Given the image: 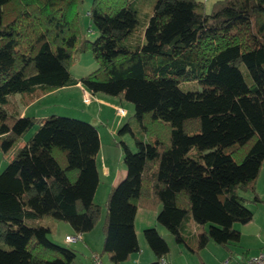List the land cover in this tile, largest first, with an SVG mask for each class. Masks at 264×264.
<instances>
[{
    "label": "trees",
    "instance_id": "16d2710c",
    "mask_svg": "<svg viewBox=\"0 0 264 264\" xmlns=\"http://www.w3.org/2000/svg\"><path fill=\"white\" fill-rule=\"evenodd\" d=\"M83 1L0 0V149L13 153L0 172V242L8 246L0 264H71L75 253L51 242L41 220L66 222L82 239L101 217L96 127L49 115L19 146L37 120L6 105L11 94L25 106L76 83L77 52L97 63L78 80L87 92L134 106L117 133L130 134L136 151L120 142L126 172L107 195L96 254L121 264L139 252L137 208L157 210L178 243L189 219L208 227L198 248L210 238L239 241L234 224L253 218L239 193L259 201L264 162V0H216L209 12L203 0H154L137 36L141 0H92L94 40L80 25ZM191 82L201 89L180 88ZM143 235L155 256L149 264H160L166 241L155 228Z\"/></svg>",
    "mask_w": 264,
    "mask_h": 264
},
{
    "label": "rangeland",
    "instance_id": "374dc122",
    "mask_svg": "<svg viewBox=\"0 0 264 264\" xmlns=\"http://www.w3.org/2000/svg\"><path fill=\"white\" fill-rule=\"evenodd\" d=\"M205 2L206 11L209 12L212 4L216 0H203ZM92 0H84L79 7V20L83 33L90 40H94L97 36V31L90 25L88 11ZM154 0H141L138 10V24L135 29V35H142L144 26L148 17L152 13ZM97 67V63L93 59L90 52L75 53L73 64L70 66V73L74 78L79 79L90 73ZM180 88L183 91L200 90L201 86L198 83H181ZM19 93L8 96L7 106H12L17 102ZM85 96L89 97V101L85 102ZM96 97L105 101H110L117 104L114 108L109 105L101 104L95 100L91 94H84L78 88H69L55 91L49 94L40 102L32 105L30 113L37 120L33 127L20 140L19 146L24 145L30 135L38 128L41 118L49 115L62 116L73 118L93 124L99 136V150L95 156V164L98 171V185L94 193L93 200L101 207V217L95 227L87 233L89 242L87 246H79L81 241L76 243L66 244L64 242V229H70L75 235L71 226L66 222L52 220L50 217H44L41 224L51 226L48 233V239L59 246L68 248L75 253V258L71 264H90L91 255L93 252L100 253L103 232L102 224L106 212L105 203L107 195L113 186L114 176L123 178L125 175V164L123 162V150L121 141H124L132 152L136 151L134 140L130 134L123 136L118 135V129L133 116L134 106L125 101L96 94ZM91 100V101H90ZM18 103V102H17ZM19 104V103H18ZM118 108L126 110L124 115L118 112ZM132 122L134 120L131 119ZM136 124V123H135ZM138 125V124H137ZM55 156L62 166L66 165V158L61 157V154ZM13 158V153H4L0 149V172ZM104 165L110 168V173L107 175L104 172ZM120 179V180H121ZM255 193L259 201H255V194L251 191L240 192L239 195L244 199L243 204L252 211L253 218L245 224H234L233 228L240 233L239 241L230 242L226 246H222L214 242L211 238L207 241L204 247L198 248L196 244L197 234L203 230H207V226L197 225L191 219L185 221L182 235L184 243L175 241L172 234L156 221L157 210H146L137 208L134 219V231L139 244V252L135 253L136 257H140L141 264H149L155 260V256L143 235V230L146 228H155L157 232L166 241L169 252L165 260L169 264H235L237 260L248 256L256 255L259 251L264 250V162L261 166L257 181ZM53 221V223H51ZM30 222V221H27ZM68 227V228H67ZM89 246V247H88ZM0 248L8 249V246L0 242ZM103 260H106L103 257ZM138 262H140L138 260ZM126 264H139L133 259L128 260Z\"/></svg>",
    "mask_w": 264,
    "mask_h": 264
},
{
    "label": "crops",
    "instance_id": "0c3cea01",
    "mask_svg": "<svg viewBox=\"0 0 264 264\" xmlns=\"http://www.w3.org/2000/svg\"><path fill=\"white\" fill-rule=\"evenodd\" d=\"M72 78H73L74 81H77V82L74 83V84H70V85H67V86H65V87L59 88V89H57V90L47 92L46 94L40 96L39 98L35 99L34 101H31L30 103H28V104L25 105V106L21 104V102H20V95H19V98L16 99V101H17L19 104H18L17 102L13 103V107L15 108V109H13V110H14V111H17L18 113H20V116L25 115V114L30 115V116H33V115L30 113V109H31L32 105H34V104L37 103V102H40V100H42L43 98H45V97L48 96L49 94L54 93L55 91H58V90H64V89H69V88H72V87H74V88H78L79 90H82L84 94H90V93L87 92V91L81 86V84L78 82L79 79L74 78L73 76H72ZM91 95H92V94H91ZM92 96L95 97V100H96L97 102L101 103V104L109 105V106H112V107H114V108L118 107L117 104H114V103H112V102H110V101H105V100H103V99H101V98L96 97V95H92ZM90 101H91V100H90ZM125 111H126V110H125ZM33 117H34V116H33ZM34 118H35V117H34ZM41 119H42V118H41ZM104 172H105L107 175L110 173V168H109L107 165H104ZM119 177H120L119 175H118V176H116V175L114 176V178H113V179H114V180H113V186H115V185L120 181L121 178H119ZM67 228H68V227H67ZM64 231H65V233H64L65 237L73 235V233L71 232L70 229H64ZM86 234H87V233H86ZM86 234H83V235H82V239L79 240V241H81V244H78L79 241H76V242H74V243L78 244L79 246H81V245H82V246H87V245H88V242H89L90 240H89V237H87ZM65 237H64V242H65L66 244H69V243H67V242L65 241ZM88 247H89V246H88ZM93 253H97V252L94 251ZM134 254H135V253H134ZM134 254H132L128 260L130 261V260L133 259L135 262L141 264L140 257L138 258V257H136L137 255H134ZM103 257H105L106 260H103ZM100 258H101L103 264H112V263H110V262L108 261V258H107L106 255H102V256H100ZM128 260H127V261H128ZM138 260H139L140 262H138ZM127 261H125V262H123V263H121V264H126ZM90 264H92V263L90 262ZM168 264H169V263H168ZM227 264H228V263H227ZM235 264H236V263H235Z\"/></svg>",
    "mask_w": 264,
    "mask_h": 264
},
{
    "label": "built area",
    "instance_id": "2783aa9c",
    "mask_svg": "<svg viewBox=\"0 0 264 264\" xmlns=\"http://www.w3.org/2000/svg\"><path fill=\"white\" fill-rule=\"evenodd\" d=\"M85 102L87 103L89 101V97L85 96ZM118 112L121 115H124L126 111L122 108H118ZM81 239V234H75L71 236L65 237V241L67 243H74ZM91 263L92 264H103L100 256L96 253H93L91 255ZM160 264H168V262L165 259H161ZM227 264V262H225ZM236 264H264V250L259 251L256 255L248 256L244 259H241Z\"/></svg>",
    "mask_w": 264,
    "mask_h": 264
}]
</instances>
